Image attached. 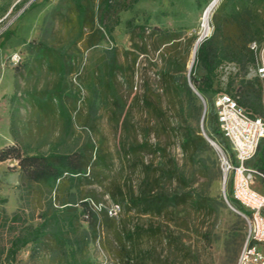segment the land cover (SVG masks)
<instances>
[{
    "label": "rangeland",
    "instance_id": "rangeland-1",
    "mask_svg": "<svg viewBox=\"0 0 264 264\" xmlns=\"http://www.w3.org/2000/svg\"><path fill=\"white\" fill-rule=\"evenodd\" d=\"M212 1L140 0L131 11L119 14L120 23L110 39L87 50L82 42L78 43L76 73L68 76L67 84L75 92L79 91V99L74 112L70 100L66 99L73 124L65 132L64 121L56 111L38 110L28 95L49 86L54 77L39 69L35 62L32 71L26 72L25 62H29L26 49L29 42L42 37H48L53 45L64 41L67 28L72 29L59 17L60 12L66 13V6L62 0H0V150L19 144L34 146L45 140L63 141L59 150L67 151L91 140L103 162L94 168L93 175L77 183V189L70 190H77L73 198L76 202L87 201L96 212L103 207L111 220L104 221L98 215L96 231L91 233L89 214L81 217L85 245L82 243L81 252L71 261L68 248L65 253L44 250L32 254L28 245L17 252L14 264H118V257L133 249L149 253L153 258L158 256L160 264L235 263L245 223L228 206L240 212L226 186L225 190L223 187L220 160L221 153L226 154L228 148L217 130L212 99L223 92L233 95L242 79L257 76L262 83L264 80L254 67L224 63L213 84V92L217 93H208L206 99L197 98L194 105H189L187 123L199 131L202 127L219 148L211 147L219 173L215 174L207 163L209 171L203 178L196 173L198 165L189 163L181 152L178 127L184 116H180L176 101L162 89L159 74L166 59L172 56L178 60L179 67L184 66L187 76L194 45L198 39L201 38V43L212 34L214 19L221 20L234 35H239L236 21H247L254 32L252 42L264 49V0H217L205 29L201 17ZM157 30H168L176 39L162 45L163 37ZM202 74L203 70L197 67L195 76ZM195 105L200 106L198 112ZM256 116L264 119V110ZM144 140L153 146L152 154L146 146H140ZM131 144L135 145L136 152L127 159L124 150ZM260 159H264V138L251 162L254 168H259ZM170 160L185 168L188 178L195 180L192 190L222 201L224 208L218 209L216 216L188 210L178 217H154L128 209L127 200L121 202L119 191L124 194L126 190L136 192L144 187L142 179L146 171L150 178L146 189L158 191L161 186L167 187L161 170ZM151 180H158V184L150 183ZM200 184H206L204 191L200 190ZM49 197L54 201L53 194H47L45 189L33 186L27 191L23 187L16 159L0 161V264L16 230L23 222L38 223L40 208L47 204ZM67 198L68 191L63 189L59 199ZM112 205L120 208L115 216L108 214ZM18 211H24L25 217L12 225L15 227L12 229L8 227L9 219ZM173 222L181 228L173 226ZM133 227L149 228L151 237L128 247L123 234ZM259 249L264 253L263 245Z\"/></svg>",
    "mask_w": 264,
    "mask_h": 264
},
{
    "label": "trees",
    "instance_id": "trees-1",
    "mask_svg": "<svg viewBox=\"0 0 264 264\" xmlns=\"http://www.w3.org/2000/svg\"><path fill=\"white\" fill-rule=\"evenodd\" d=\"M139 1L62 0L66 6V13H68L59 11V17L64 18L66 24L72 28H67L63 37L64 41L53 45L48 37H42L26 45L29 57V62H25L26 72L30 73L32 71L33 62H35L39 69H45L47 73L54 77L49 86L46 85L39 91L29 92L28 95L38 110L43 112L46 110L56 111L64 121L65 132L69 131L73 124L72 113L66 107V99L70 100L69 105L72 107L73 112L79 99V91L75 92L67 84L68 76L76 73L77 44L82 42L84 49L87 50L105 39H110L114 28L120 23L119 14L131 11ZM235 25L239 35L228 32L221 20L214 19L212 34L197 46L189 77L184 75V66L179 67L178 60L172 56L166 59L159 73L163 82L162 89L166 91L170 98L176 101L180 116H184L183 124H179L178 127L181 152L189 163L198 165L196 173H199L198 175L203 178L207 177L209 171L207 163L215 170V174H218L219 171L216 169L214 152L211 146L203 138L198 127L191 126L185 120L190 115L189 105H194L198 100L197 98H199L190 88L188 79L203 100V98L206 99L208 93H217L213 92V84L218 77V69L224 63H233L242 68L251 66L256 69L255 55L249 49V44L254 39V32L250 30L251 25L245 20L236 21ZM156 33L163 37L162 45L176 39L170 35L168 30H157ZM197 67L203 70V74L198 77L195 76ZM109 70L111 71V67ZM263 86L264 83L256 76L251 79H242L233 95L229 92L215 94L212 99L214 114L215 99L221 95H230L236 99L238 105L250 117L261 118L256 115L261 114L264 110ZM199 107L195 105L197 112ZM261 119L264 121L263 118ZM215 121L217 125L216 114ZM217 130L219 132L218 125ZM219 134L222 137L220 132ZM223 141L225 142L224 139ZM63 145V141L46 142L41 140L34 146L19 144L0 150V161L10 158L18 161L20 180L27 191L33 186L45 189L47 194H53L54 200L52 201L49 197L47 204L40 208L37 216L38 223L23 222L20 229L16 230L4 252V262L2 264H14L17 252L28 245L31 247L32 254L44 250L65 253L66 248H68L71 261L77 253L81 252L82 243L85 239V231L80 229L81 217L89 214L90 219L87 222L91 233L96 231L95 226L98 215H102L104 221H111L103 207H100L96 212L87 201L76 202L73 198L77 190H70L72 188L77 189V183L93 175L94 168L101 166L103 159L96 152L94 143L90 140L75 150H59ZM140 146H146L151 154L154 152L152 150L153 146L145 140ZM135 152V145H128L124 150V157H133ZM203 155H207V157ZM144 167L146 168V166ZM257 169L264 173V159H260V165ZM161 178L165 179L167 187L161 186L158 191L146 189L145 185L149 183L150 179L149 173L146 171L142 179L144 187H139L136 192L133 189L126 190L124 194L119 191L121 202L124 203L127 200V208L135 210L138 214L162 218H164V215L178 217L179 213L188 210L203 216L213 217L216 216L218 209L224 208L220 199H213L192 190L191 187L195 180H190L185 173V168L178 166L174 160L166 162L165 168L161 170ZM150 183L157 185L158 180H151ZM173 184L176 186L172 187ZM199 186H201L200 190L204 191L206 184H200ZM226 188L228 192V184ZM63 189L68 191V198L60 200L59 193ZM231 200L236 203L232 198ZM78 207H80V210ZM238 207L240 212L244 213L239 205ZM24 213V211L14 213L9 219L10 224L8 227L21 221ZM172 225L180 227L175 223ZM13 228L15 227L12 226ZM132 229V231L129 230L123 234V238L129 245L128 247H135L141 241L145 242L146 238L151 237L148 235L151 231L149 228L133 227ZM245 235L246 224L242 244ZM149 263L160 264L161 261L158 256L153 258L149 253L142 254L135 252L134 249L128 250L127 254L118 257V264Z\"/></svg>",
    "mask_w": 264,
    "mask_h": 264
},
{
    "label": "built area",
    "instance_id": "built-area-1",
    "mask_svg": "<svg viewBox=\"0 0 264 264\" xmlns=\"http://www.w3.org/2000/svg\"><path fill=\"white\" fill-rule=\"evenodd\" d=\"M249 49L255 55L257 74L264 80V49L255 42L249 44ZM214 110L219 132L228 146V152L221 153L222 182L228 184L231 198L244 210L240 213L246 224L235 264H264V253L259 249L264 246V194L252 188L257 177L264 180V173L247 165L264 138V121L250 117L230 95L218 96ZM119 210L118 205H112L108 214L115 216Z\"/></svg>",
    "mask_w": 264,
    "mask_h": 264
},
{
    "label": "water",
    "instance_id": "water-1",
    "mask_svg": "<svg viewBox=\"0 0 264 264\" xmlns=\"http://www.w3.org/2000/svg\"><path fill=\"white\" fill-rule=\"evenodd\" d=\"M215 2L217 1V0H214ZM198 41H201V38L200 39H198L197 41H196V43L198 42ZM196 49H197V47L196 48H194V50H193V56H192V61L190 62V65H189V68H188V74H187V76L189 77V74H190V71H191V68H192V65H193V63H194V59H195V53H196ZM188 82H189V86H190V88L192 89V91L202 100V98H201V96L196 92V90L192 87V85H191V83H190V81H189V79H188ZM204 113V112H203ZM202 119H203V116H202ZM201 135L203 136V138L207 141V143L211 146V147H214L216 150H219V148L217 147V145L204 133V131H203V129H202V127H201ZM223 187H224V190H225V185H224V182H223ZM228 204V203H227ZM228 206L234 211V212H236L238 215H241V213L239 212V211H237L236 209H234L230 204H228Z\"/></svg>",
    "mask_w": 264,
    "mask_h": 264
},
{
    "label": "bare ground",
    "instance_id": "bare-ground-1",
    "mask_svg": "<svg viewBox=\"0 0 264 264\" xmlns=\"http://www.w3.org/2000/svg\"><path fill=\"white\" fill-rule=\"evenodd\" d=\"M217 2V1H216ZM215 1H212L204 10L202 17H201V22H202V26L206 29L207 24H208V19H209V15H210V11L212 9V7L215 5L216 3ZM200 43V41H198L197 43H195L194 48H196L198 46V44ZM193 48V50H194Z\"/></svg>",
    "mask_w": 264,
    "mask_h": 264
},
{
    "label": "crops",
    "instance_id": "crops-1",
    "mask_svg": "<svg viewBox=\"0 0 264 264\" xmlns=\"http://www.w3.org/2000/svg\"><path fill=\"white\" fill-rule=\"evenodd\" d=\"M252 161L248 162L249 167H253L251 164ZM254 168V167H253ZM255 191L264 194V180L262 178L257 177L254 181L253 187Z\"/></svg>",
    "mask_w": 264,
    "mask_h": 264
}]
</instances>
